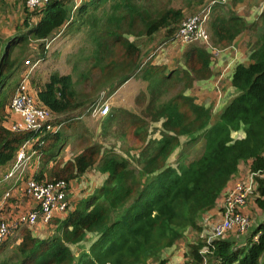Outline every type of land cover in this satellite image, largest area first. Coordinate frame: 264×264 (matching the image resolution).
Masks as SVG:
<instances>
[{
    "label": "trees",
    "instance_id": "1",
    "mask_svg": "<svg viewBox=\"0 0 264 264\" xmlns=\"http://www.w3.org/2000/svg\"><path fill=\"white\" fill-rule=\"evenodd\" d=\"M53 1L57 2H53L55 5L53 9L46 10L47 16L30 30V35L11 41L8 50L0 57V165L10 160L18 145L33 135V132L13 133L1 125L5 108L15 93L12 86L15 64L10 59L9 49L16 40L28 44L31 37L45 39L53 33L54 28H57L65 18L66 13L62 6L67 0ZM108 1L94 0L89 5L90 9L86 6L80 7L68 20V27L72 33H76L81 26H89L86 37L91 41L90 66L105 74L104 87L114 86L112 89L114 92L124 81L139 75L141 67L140 50L127 41L128 35L144 33L150 35L157 23L152 21L154 14H151V8L139 6L138 0L113 1L107 11L105 4ZM238 23L236 18L226 22L213 17L210 24L217 28L215 32L211 28L212 37L223 36V32L229 31L228 29H236ZM224 37L225 35L222 38ZM211 42L213 44V41ZM199 44H190L183 55L184 68L187 69L183 73L189 86L194 81H205L212 73L210 50L205 44ZM113 45H117L122 54L119 60L109 59ZM248 61L249 64H238L233 70L231 84L236 91L234 97L224 107L218 122L235 125L244 123L243 120H251L264 124V45L253 48ZM148 70H154L151 72L154 77L148 84L147 94L142 92L136 103L143 104L146 100L145 106L150 122L155 123L156 120L162 119L163 129L155 138L149 139L139 152L137 162L141 166L140 169H134L135 166L130 160L113 151L104 150L97 143L84 146L75 158L67 161L63 167L66 170L74 169L77 176L95 164L98 171L106 175L103 183L92 194L79 201L76 208L65 218L56 222V231L53 235L34 237L22 229L24 226L19 227L15 233V235L19 233L15 241L13 240L15 236L12 235L0 243V264H95L96 258L101 256L99 253L105 252L104 256H108V252L124 238L126 231L128 233L131 231L130 224L134 227L137 226L135 223L149 226L150 235L158 231L162 234L163 232L176 234V229L171 223L178 221L195 227L197 217L215 207L217 197L236 172L238 162L244 158L251 160L252 172L257 174L254 178L253 202L255 207L264 213L263 149L256 143L255 136L250 134L246 123L245 139L230 140L226 137L218 140L217 145L213 142L217 137L213 139L209 137L205 154L196 161L185 165L181 160L180 163H176V169H172L171 165L170 168L167 167V161L176 150L180 136L190 137L195 133L212 135L213 127L208 124L209 110L187 101L183 94L169 100H160L161 95L169 87L168 81L177 73L176 71L165 73L160 66H150L142 69L141 77H146ZM61 80L63 85L62 90H59L60 88L57 85L54 87L53 84ZM72 84L70 76L54 75L44 86L47 90L38 93L39 100L58 115L53 124L61 122L63 128L71 127V122L75 126L79 125L77 123H80L81 116H71L70 113L81 109L83 103L87 102V99L74 101L75 89ZM183 106H187V111ZM195 110L198 111V115L190 118ZM87 113L90 114V110ZM130 116L134 117L132 113ZM188 119L190 122L185 124ZM188 124L195 125V128L191 129ZM43 126L42 128L47 127L46 124ZM60 135L58 132L52 134L46 149L40 150L45 156L43 163L56 156L52 143L58 141ZM196 137L197 135L191 138L192 142ZM47 138L43 137L42 140ZM250 138L254 140H249ZM35 148L38 146L35 145ZM56 169L54 167V171ZM120 208L128 214L131 212L129 219L133 221H127L126 218L110 221V217ZM151 210L155 212L154 218L142 220L150 216ZM261 223L249 233L245 241L234 242L221 238L210 241L206 243L208 255H201L198 252L199 248L194 249V259L200 263L207 260L208 264H261L260 258L264 253V222ZM140 227L138 230H132V233L140 232L145 237L147 231L143 229V233ZM88 235L95 236V240L88 245L90 255L86 259L81 255L76 261L70 245H78Z\"/></svg>",
    "mask_w": 264,
    "mask_h": 264
},
{
    "label": "rangeland",
    "instance_id": "2",
    "mask_svg": "<svg viewBox=\"0 0 264 264\" xmlns=\"http://www.w3.org/2000/svg\"><path fill=\"white\" fill-rule=\"evenodd\" d=\"M113 1L117 0H109L105 7L107 11H109V5L112 4ZM146 3V0H138L139 6H142ZM153 6H155V9L152 7L151 3H148V6L151 8V11L154 13L155 10H158L160 12L163 11V6H170L171 8L180 9V6H188L185 3V0H154ZM163 5V6H162ZM202 7V6H201ZM35 9H38L35 8ZM189 9V8H188ZM173 14L171 17H167L164 21V26H162L153 37L146 36L144 34H133L128 35L129 40L128 42L134 44H140L143 46L140 50L143 52V58L142 61L146 58L147 62L144 65V68L150 67V62L158 57L160 54V58L166 60V64L159 63L160 67H162L167 72H174V75L170 78L168 81L169 87L166 90V92L161 95L162 101L169 100L174 98L176 95L183 94L187 101H191L192 104L205 106L208 104L211 108H214V103L212 101V97L218 95V93L214 92H202L205 91L207 83H215L220 84V94L219 96L222 97L225 92H223V87L230 86L227 82L224 80H216L214 77L215 75L220 73V68L218 62V58L220 55L222 57H227L228 54L225 55L224 51L228 47L223 46L224 43H219V40H228L229 31H226L225 38L221 37H215L213 36L211 38V41H213L214 48L219 50L217 53L209 52L212 56L211 61V74H213V78L209 79L208 82L204 81L201 82L203 84L202 89H198V85L196 84L197 81L192 82V84L187 85V80L185 78V75L183 71L185 72L187 69L184 68V60L183 55L184 52L191 46L180 44L173 40V35L175 32V29L179 26V24L185 20L187 17L186 14H188V10L185 11V13H181V10H175L173 9ZM128 28V27H127ZM88 25L81 26V29L76 33H67L64 36H60L56 40V42L51 46H48V48L43 50L39 49L38 44L41 43V41H35V38H30V41L28 40L29 44H32V46L36 45L37 50H28L27 46L23 44L24 46H15L13 51H10V59L15 64V74L14 79L12 82V86H14V89L19 85H24L27 83V87L25 89L27 90V93L32 98V101L34 104H37L38 106L47 108L50 112L49 119L41 123L40 127L36 128V131L38 132L36 136L37 139H42L43 137H48L43 146L51 141L52 138V131L45 130L43 125L46 123L53 122V120L57 117V113L52 111L50 108L45 106L43 103H40L38 100V92L40 90L46 91L47 88L44 87L46 83L50 81V78L54 76V74H60V75H71L72 77V85L75 89V100H84L87 99V102L83 103L81 112L78 113L73 112L71 116L80 115V113L85 112L86 110V116L80 118V121L83 123H77V129L78 133L82 134L81 142H83V147L87 146L89 144H99L101 147H103L104 150L107 151H113L117 153L118 155L123 156L124 158L130 160L132 162V165L135 166L134 169L137 168V170L140 169V165L137 162L136 155L140 152L141 149L144 148V145L146 144L147 140L155 138L156 135L160 134L162 130H158L156 126L152 125L150 122V117L148 116V112L146 110V100L142 103H136L137 97L141 95V91L145 90V94H147L146 87H149L148 84L151 82L152 77V71L154 70H148L146 74V80L142 82L137 78V80H134V82H131L132 84L129 85L130 90H133V92L127 93L125 92L126 87L124 89H120L118 100L122 99L123 97L127 100H131V98L135 95V106L134 108H128L132 112L128 111H120L122 108H119V113L113 114V117H110L111 120L106 121L104 123V120H91L89 123L84 122V119L87 118V110L91 109L92 106H94L101 98H107L110 103V95L114 92H112V87H104V77L105 74L99 73L97 69H92L90 66V57L89 54L91 41L86 37L87 32L89 31ZM264 37V27L263 31H258L256 35H252L251 37L246 34L241 42V48L243 49V54L240 56L239 60L241 61L240 64H249L247 61V55L253 50V48L258 47L260 45H264V40L262 38ZM155 38V39H154ZM221 38V39H220ZM154 39V41H153ZM153 41V42H152ZM199 44V43H198ZM201 45V44H199ZM117 45H113L112 53L109 55V59L111 61L119 60L121 58V52L118 50ZM189 46V47H188ZM205 46V45H204ZM207 46V45H206ZM140 48V47H138ZM208 49L211 47L207 46ZM45 49V52H44ZM145 49H148L147 51H144ZM213 51H215L213 49ZM217 54V55H216ZM139 56V59H141ZM45 57V58H44ZM39 58V59H37ZM37 59V60H36ZM28 60V69L31 67L33 70L28 73L24 74L23 70L24 66H26L25 61ZM141 61V62H142ZM140 62V63H141ZM237 66V65H236ZM236 66L233 67V70H235ZM30 68V69H31ZM29 69V70H30ZM143 69V68H142ZM138 72L139 75H136L135 77H141V71ZM28 70V71H29ZM214 79V80H213ZM54 80V79H53ZM213 80V81H212ZM212 81V82H211ZM206 82V83H205ZM58 86L62 90L63 80L58 81L57 83L53 84V86ZM147 85V86H146ZM198 86V87H197ZM19 90V87L16 88ZM15 89V90H16ZM141 89V90H140ZM118 91V92H119ZM117 92V93H118ZM233 92V91H232ZM235 92V91H234ZM16 93V92H15ZM116 93V94H117ZM205 93V94H203ZM115 94V95H116ZM234 94V93H233ZM113 96V98L115 97ZM213 95V96H212ZM227 96V94H225ZM110 96V97H109ZM233 96V95H232ZM231 96V97H232ZM230 97V98H231ZM148 98V97H147ZM223 98V97H222ZM230 98H228L226 101H228ZM143 98H140V101H142ZM224 100V99H222ZM180 102V101H179ZM177 102V104H179ZM114 104H117L115 102ZM111 105V103H110ZM225 105V104H224ZM118 107V106H115ZM112 106V108H115ZM183 109L187 111V106H183ZM215 109V108H214ZM146 110V111H145ZM208 113L211 117L212 114V135H204L203 133H195L197 135L195 141L192 142L191 138L195 137V135L186 137V136H180L178 139L176 150L171 153L169 160L167 161L168 164L167 167H171L172 169H176L177 165L176 163H180L182 160L183 164L188 165L191 162L196 161V159L200 158L202 155L205 154L207 150V145L209 143L208 138L212 137V139L216 136L217 138L213 140L214 144L218 142V140L222 138H228L230 140H240L245 139L246 136V127L245 124H247L250 134L255 136V141L262 147V154L264 155V124L262 122H252L249 118L246 121L243 120L244 123H237L235 125H227L226 122H218L217 116L221 115V110H217V113H213L212 109L208 107ZM110 108V113H111ZM109 113V114H110ZM130 113L134 115V117L130 116ZM150 115V114H149ZM152 115V114H151ZM198 115V111L195 110L191 113L190 118H195V116ZM91 116V115H90ZM61 118V117H60ZM63 118V116H62ZM89 118V117H88ZM190 119L185 121V124L189 123ZM214 124V125H213ZM218 124V125H217ZM74 123L71 122L70 126H73ZM188 126L193 129L195 128V125ZM215 126V127H214ZM43 129V130H41ZM36 138V137H35ZM64 136L61 137L57 142H54L58 145H56V151H59L61 148V151L58 153V157H56L53 161H57L59 164L63 163L65 164L67 161H65V157H70L74 159L77 149L74 145H71L68 148L65 147H59L60 143H63ZM249 140H254L253 138H250ZM218 145V144H217ZM81 150V147H79ZM75 151V152H74ZM72 153V154H71ZM71 154V155H70ZM238 167L236 172L230 177V179L227 182V185L224 189V191L217 197V200L215 201V207L211 209L210 211L203 212L200 214L199 217H197L196 225L195 227H192L188 224H186L184 221H178L173 222L172 227L176 229V234H169L161 231L156 232L154 235H150V227L149 226H143L139 223H135L134 225L137 226H131V231L128 233L126 231V234L124 238L118 242L115 247H113L109 252L108 256H104V253H99L101 256L99 258H96L95 264H203L205 261H202L200 263L197 262L194 259V249L199 248V253L201 255H208L206 253L207 247L206 243L212 242L214 237L211 235V231L213 226L222 219L223 213L221 211V208L223 206V200L225 196L236 186L239 182H248L249 180H252L254 183V188L252 189V192L255 189V182L254 178L257 174H254L251 169V160L249 158L241 159L240 162H238ZM171 165V166H170ZM62 165V167H58L54 171V175H52L51 180H63L64 182H67L71 185H77L79 183H86L91 181H97L101 179V173L96 168V165H92L85 173L78 174L76 176L75 170L68 169L66 170ZM166 168V166L164 167ZM1 175V173H0ZM142 175V174H141ZM172 175V174H170ZM146 177H144L145 179ZM93 184H91L92 186ZM255 196L253 193H251L246 201V205L243 207V213L247 217L248 221L250 222V227L248 230L243 234H238L237 230L231 229L229 230L221 239H227L232 241H245V238L248 237L249 233L252 232L257 226L262 224L261 222H264V213L260 212L258 208L255 207L254 204ZM164 202V201H163ZM162 202V203H163ZM161 203V204H162ZM128 204V203H127ZM160 204V206H161ZM159 206V207H160ZM131 213V212H130ZM130 213L124 211V209L120 208L117 213L115 212L112 217H110V221L115 222L118 218V220H123L126 218L127 221H133L132 219H129ZM155 212L151 210L150 216L146 219L142 220H151L154 218ZM156 220V219H155ZM38 222H41L39 220ZM37 222V223H38ZM36 223V224H37ZM54 223V222H51ZM145 223V222H144ZM34 226H24L26 231L30 232L33 236L35 234L38 235L39 229L38 224ZM42 227L45 229L41 235L43 237H49L53 235L56 231L55 225H44L43 222L40 223ZM142 229V232L144 233V230L147 231L146 236L143 237V235L140 232L132 233V230H138V227ZM144 229V230H143ZM19 233H17L14 237V241L18 238ZM176 235V236H175ZM38 237V236H34ZM40 237V236H39ZM148 237V238H147ZM147 238V239H146ZM95 240V236L88 235L81 243L78 245H70L71 250L73 252L74 258L77 261L79 257L82 255L83 259H86V257L89 254V247L88 245ZM241 243V242H240ZM261 264H264V253L262 254L260 258Z\"/></svg>",
    "mask_w": 264,
    "mask_h": 264
},
{
    "label": "crops",
    "instance_id": "3",
    "mask_svg": "<svg viewBox=\"0 0 264 264\" xmlns=\"http://www.w3.org/2000/svg\"><path fill=\"white\" fill-rule=\"evenodd\" d=\"M94 0H67V1H63L64 5L62 6L65 9V18L63 19L62 23L59 24V26L57 28H54L53 33L48 36L45 39H35V41L39 40L41 41V43L38 44L39 49L43 50L42 48L45 49L48 48V46H50L51 44L53 45L56 40L58 38H60V36H64L67 33H71L73 31L70 30V28L68 27V20L72 18L73 14L76 13L78 11V9L80 7H84L86 6L88 9L89 5L92 4ZM154 0H146V3L144 4L146 7L148 6V3L153 6V2ZM182 1V0H180ZM209 0H185L186 5L188 6V8L186 6H180V9H176V8H171L170 6H163V11L160 12L158 10H155V12H151V14L153 13L154 16L152 17V21H155L157 23L156 27L153 29L152 34L150 35H146V36H155L156 33H158L157 31L164 26V21L165 20V16L167 17H171L173 14V9L175 10H181V13H185L186 10H188V14H186V16H189L190 14L192 15V13H194L195 11H197L198 9L201 8V6H203V4H207ZM57 3L56 1L53 0H42L40 6L38 7V9H36L33 12H30L28 9H26L25 6V1L24 0H0V57L5 53L6 50H8V45L11 43V41H13L14 39H17L21 36H26V35H30L29 32L30 30H32V28L34 26H36L37 24H39L42 20V18H45L47 16V9L51 8L53 9V7L55 6L54 3ZM62 2V4H63ZM54 5V6H53ZM153 8L155 9V7L153 6ZM167 11V13H166ZM264 0H227L226 3H219V2H215L212 5L210 14H209V18L206 22V29H207V33H208V40L209 41V46L213 47V44L211 42V37H212V30L211 28H213L214 32L216 30L217 27H213V24H210V21L212 20V18L216 17L218 19H223L226 22H228L230 19L232 18H236L237 21L239 22V26L236 27V29L232 28V29H228L229 30V34L228 35V40H219V43H224L225 45L223 46H227L226 50L224 51V54L227 55L228 54V58L226 57H222V55H220V57L218 58V64L219 67L221 66V70L220 73L215 75V77L213 76V74H211V76L206 79L205 81L208 82L209 79H212L213 77L216 80H224L225 82H227L230 86L227 87H223V92L224 95L222 97L219 96V92H220V84H216L214 81L213 83L208 82L205 91L202 92H216L218 93V95L213 96L212 97V101L214 103V108L217 110H221V112L223 111L224 107L227 105V103L234 97V94L236 91V88L233 87V85L231 84V76L233 73V67L240 64V56L243 54V49L241 48V42L243 37L248 34L250 37L252 35H256L258 33V31H263V27H264ZM241 22V23H240ZM159 25V26H158ZM226 35V32H223V36ZM29 38V36H28ZM128 38V37H127ZM129 39V38H128ZM155 39V38H154ZM153 39V41H154ZM30 41V39H29ZM152 41V42H153ZM134 44V43H133ZM28 45L27 49L28 50H33L36 51L37 47L36 45L32 46V44H25ZM51 45V46H52ZM137 47H140L139 50H141V48H143L142 45L140 44H134ZM216 45V44H214ZM15 46H24L22 43H19L18 40H16L14 42V44L10 47L11 49H9L10 51H13ZM210 48L209 50L213 53H217L219 50L213 48ZM44 49V52H45ZM213 49L215 51H213ZM148 49H145L144 51H147ZM161 54V53H160ZM160 54L158 55V57L154 58L151 62H150V66L154 67V66H160L158 65L159 63L162 64H166V60L160 58ZM143 55V52L141 51L140 56ZM217 55V54H216ZM240 55V56H239ZM248 57L249 54L247 55V61H248ZM45 58V57H44ZM141 59H139V62L142 61L143 56L140 57ZM149 57H146L140 64V70L143 68L144 69V65L147 62V59ZM39 59V58H37ZM36 59V60H37ZM212 59V58H211ZM28 60L25 61L26 66H24L23 73L24 74H28L30 73L33 68H29L28 69ZM29 70V71H28ZM146 74V72L144 73ZM54 75H59V76H70L71 75H60V74H54ZM72 78V77H71ZM137 78L139 80H141L140 78H142V82H144V80H146V77H132L126 81H124L121 85L118 86L117 89L114 90V93H112L109 97L110 99V103L108 101L107 98H104L108 104L109 107L111 108V113L105 117H92L91 115V109H88L87 112L90 110V114L87 113V118L84 119V122L87 121V123H89V121L91 120V118H93L92 120H104V123L106 121L110 120V117L113 116V114H118L119 108H122V110L120 111H128V112H132L130 111L128 108H134L135 106V95L136 93H134V96L131 98V100H127L126 98H122L120 100H118V96L120 94L119 91L121 88L124 89L126 86V90L125 92L130 93L133 92V90H130L129 85L132 84L131 82H134V80H137ZM214 80V79H213ZM212 80V81H213ZM211 81V82H212ZM201 82L204 81H197V86L198 89H202L203 84H201ZM205 82V83H206ZM147 86V85H146ZM19 87V91L24 92L26 94L27 90L25 89V87H27V83L24 85H19L16 88ZM15 88V89H16ZM141 90V89H140ZM147 90V87H146ZM18 89L15 90V92H17ZM42 90H40L39 92H41ZM119 91V92H118ZM233 91V92H232ZM38 92V93H39ZM118 92V93H117ZM141 92H145L141 91ZM117 93V94H116ZM203 93V94H205ZM234 93V94H233ZM116 94V95H115ZM227 94V96L225 95ZM15 95V93L13 94V96ZM29 95V94H28ZM115 95V97L113 98V96ZM233 95V96H232ZM12 96V97H13ZM30 96V95H29ZM38 96V94H37ZM232 96V97H231ZM11 97V99H12ZM231 97V98H230ZM228 98H230L228 101L225 102V100H227ZM10 99V101H11ZM32 99V98H31ZM102 100H104L103 98H101ZM100 99V100H101ZM224 99V100H222ZM39 100V98H38ZM99 100V101H100ZM9 101V103H10ZM98 101V102H99ZM40 103H42L39 100ZM97 102V103H98ZM115 102H117V104H114ZM9 103L6 106V111H5V115L4 118L1 121V125L5 128L8 129L9 131L13 132V133H29V132H33L32 137H29L28 139H25L23 142H21L18 147L16 152L14 153V156L8 160L7 162H5L4 164L0 165V221L4 220L6 222H16L18 221L19 218L21 217H26L28 216V214L34 210H38V203L32 199L28 194H27V188H26V180L28 178H32L34 180H39V181H48V182H52V181H57V180H51L52 179V175H54V167H62V165H64L63 163L59 164L57 161H53L56 157H58V153L61 151V147H65L68 148L71 145H74L77 149V153H79L81 150L79 149V147H81V149H83V142H81V138H82V134L78 133V129L75 125L71 126V127H67V128H63L62 127V123H56L53 124V122L50 123H46L47 127L45 126V130H50L53 129L54 131H52L53 135H55L57 132L60 135V139L61 137L64 136L63 139V143H60V146H58V148L60 147L61 149L59 151H56V143H52L54 151H56V156L51 160H47L45 163V156L44 153H42V151L40 150H44L46 149V145L48 143H46L44 146V142L45 140L42 139H37L38 136L37 135V131L36 130H28L23 128L22 126V117L14 110H12L9 106ZM134 103V105H133ZM225 104V105H224ZM115 106V108H112ZM205 108L208 109V107L210 109H212L213 113H217V110H215L214 108H211L210 106L205 105ZM83 108H81L79 110V112H81ZM76 113H78V110H75ZM73 112H71L72 114ZM91 115V116H90ZM81 118L86 116V110L85 112L80 113ZM219 116L217 117V120H219ZM58 117V115H57ZM89 117V118H88ZM212 117V114H211ZM209 119L208 124L212 123L211 118ZM81 123H83L82 121H80ZM152 123V122H151ZM162 124V119H160L159 121H155V123H152V125H154V127L156 126V128L160 131L162 130L163 126ZM212 125V124H211ZM214 125V124H213ZM13 127H16V129H14ZM43 130V129H41ZM36 137V138H35ZM149 140H147L148 142ZM57 142V141H56ZM22 145H24V149H25V153H26V158L22 161H17V155L18 152L21 150L20 148L22 147ZM35 145L38 146V148H35ZM51 145V144H50ZM142 150V149H141ZM140 150V151H141ZM75 152V151H74ZM76 153V155H77ZM72 154V153H71ZM70 154V155H71ZM75 155V156H76ZM139 153L136 155V157H138ZM74 156V157H75ZM65 161H72L73 159L70 157H65ZM169 160V159H168ZM101 179L97 180V181H91V182H86V183H79L77 185H71L68 184L67 182H64L66 184V187L68 188V195H67V201L69 206L71 207V209L66 213V212H61V211H54L53 212V218L48 221V222H43L41 220V218L38 219L41 220V222H38V235L35 234L34 236H40L43 237L41 235V233L45 230L42 225H40V223L43 222L44 225H55L56 222L60 219L65 218L71 211H73L76 208V205L78 204L79 201L83 200L84 198H86L88 195L92 194L95 190H97V188H99V186L103 183L105 176L101 174ZM91 184H93L91 186ZM54 222V223H51ZM36 224V225H37ZM21 226H26V225H18V227L15 229L13 235H15L16 231L19 230V227ZM56 227V225H55Z\"/></svg>",
    "mask_w": 264,
    "mask_h": 264
},
{
    "label": "built area",
    "instance_id": "4",
    "mask_svg": "<svg viewBox=\"0 0 264 264\" xmlns=\"http://www.w3.org/2000/svg\"><path fill=\"white\" fill-rule=\"evenodd\" d=\"M26 9L30 12L35 11L40 6L42 0H24ZM227 0H209L207 4L192 13L189 17L183 20L174 36L173 40L183 44L202 43L209 46L208 34L206 29V22L213 3H226ZM210 47V46H209ZM9 106L22 117V126L28 130H36L41 123L46 122L50 117V112L47 108L34 104L31 97L21 91H17L12 97ZM110 112L108 102L100 100L96 103L92 110V117H105ZM16 129V127H13ZM18 152L17 161H22L26 158L24 145ZM27 194L38 203V210H34L26 217H21L16 222L0 221V243L13 235L18 225L34 226L38 219L41 218L43 222H48L53 218V212L61 211L68 212L71 207L67 201L68 188L66 184L61 181H39L32 178L26 180ZM254 183L252 180L248 182H239L236 186L225 196L221 211L223 213L222 219L218 221L212 228L211 235L214 239L222 238L229 230L235 229L238 234L245 233L250 227V222L243 213V207L247 204V198L252 193ZM210 243V242H208ZM208 248L206 253H208ZM203 264H208L204 260Z\"/></svg>",
    "mask_w": 264,
    "mask_h": 264
}]
</instances>
